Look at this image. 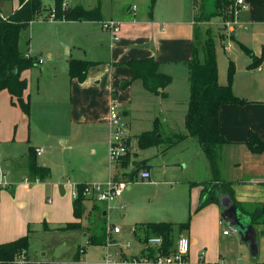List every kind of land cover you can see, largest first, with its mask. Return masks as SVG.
<instances>
[{"label":"rangeland","instance_id":"rangeland-1","mask_svg":"<svg viewBox=\"0 0 264 264\" xmlns=\"http://www.w3.org/2000/svg\"><path fill=\"white\" fill-rule=\"evenodd\" d=\"M78 1L85 10L94 9L99 2L101 21L119 24L117 40L102 28V22L37 19L22 34L21 51H26V40L30 41L28 55L32 65L21 74L28 83L24 99H28L30 109L26 115L19 105L11 104L6 93L0 94V244L25 236L30 230L28 262L73 264L78 254L83 264H104L114 258L145 256L143 252L155 249L144 237L145 225L170 223L174 247L181 237L196 241H190V264H197L200 254L211 264H251L248 246L240 241L238 233L231 232L220 213L214 215L209 205L199 209L200 189L190 188L194 181L213 177L197 139H187L185 128L190 94L186 64L191 59L192 21L199 0L195 7L193 0H155L153 5L151 0ZM43 4L51 10L53 0H43ZM17 5L18 0H0V13L9 16ZM237 11L228 20H211L222 85L227 82V60H232L228 54L234 42L231 34L241 18ZM227 21L234 23L233 30L222 26ZM99 41L104 46L95 55L78 46ZM66 48L74 59L97 60L83 83L71 82L61 74ZM149 58L159 62V71L171 78L165 98L149 93L140 82L124 87L130 79L122 64ZM38 61L42 64L38 65ZM112 104L118 105L117 112L127 124L126 166L110 160L107 118ZM126 106L131 112L129 118L122 114ZM156 119L160 120L156 125L162 143L139 148L136 138L152 132ZM225 140L228 143L216 151L217 177L236 185L252 164L253 153L245 143ZM30 147L43 150L36 161L50 170V178L32 181L20 168ZM15 162L19 166L12 169ZM147 167L151 179L141 181L137 174ZM116 181L125 184L120 198L107 202L86 200L82 228L57 230L74 222L72 193L78 182L104 188ZM93 202L97 213L92 211ZM187 222L189 229L181 231L179 225ZM92 223L97 225V231L105 224L107 245H88L84 235L88 227L96 228ZM113 228L118 229V234L111 231ZM225 231L229 236L223 235ZM257 241L256 259L262 262L264 245Z\"/></svg>","mask_w":264,"mask_h":264},{"label":"trees","instance_id":"trees-1","mask_svg":"<svg viewBox=\"0 0 264 264\" xmlns=\"http://www.w3.org/2000/svg\"><path fill=\"white\" fill-rule=\"evenodd\" d=\"M197 0H193V6H197ZM155 0H151L153 5ZM100 3L92 9L85 10L80 4L74 7L65 5V0H53L51 10L45 8L43 0H18L17 9L7 18L0 17V92L7 91L12 105H19L22 111L29 115V102L24 99L27 90V80L21 77L23 71L31 67L29 53V39L26 40V51H21L20 38L23 33L28 32L34 20H54L56 22H100ZM235 13L234 0H199L198 8L193 17V46L192 56L186 64L189 82L188 109L185 117V128L188 138L197 139L202 152L210 163L213 177L210 180L194 181L191 187H199V209L210 204L219 206L222 197H229L236 204L240 212L248 216L253 226L264 227V203L250 207L237 204L233 199L232 183L217 177L215 164L216 151L228 142L219 132V109L225 105L243 106L246 102L236 97L232 92V82L235 67L232 61H228L226 70V85L218 83V70L216 59V45L210 22L213 18L228 20ZM250 58L253 54L250 50L243 48ZM95 65L93 61L69 59L67 61V73L69 79H76L83 83L89 68ZM130 71V80L124 84L128 87L134 82H140L149 93L156 94L162 98L166 97L164 92L171 83V78L159 71V62L152 58L144 60H130L122 64ZM256 65V62L252 66ZM186 137V138H187ZM139 148H147L162 143L163 138L158 132L157 125L152 132H145L137 138ZM129 145V140L127 141ZM253 154L264 152V142L255 132L250 131L245 142ZM26 169L28 178L32 181H42L50 178L51 172L48 168L39 165L36 161L34 149L29 148ZM119 163L128 165L127 154ZM85 183L76 184V191L81 192ZM85 198L79 196L72 202V214L74 222L66 223L57 230L79 231L81 220L84 218ZM92 211L98 212L94 202ZM89 219V216H87ZM190 221V219H189ZM95 229L87 228V243L92 246H105L109 241L106 237L107 228L105 224L99 227L92 223ZM146 226L145 239L160 237L162 245L143 255L155 257L158 254L168 255L173 251V225L170 223H148ZM180 230H188L189 222L180 224ZM101 229V231H100ZM14 241L0 244V264H16L17 257H23L24 264H33L26 260L29 248L28 233ZM141 240V239H140ZM145 240V241H146ZM137 257V256H133ZM73 264H83L79 261L78 254L75 255ZM251 264H264L256 258Z\"/></svg>","mask_w":264,"mask_h":264},{"label":"crops","instance_id":"crops-1","mask_svg":"<svg viewBox=\"0 0 264 264\" xmlns=\"http://www.w3.org/2000/svg\"><path fill=\"white\" fill-rule=\"evenodd\" d=\"M243 1L245 4L244 8H242L241 11L240 8L238 9L239 14L241 13V18L237 26V29L235 28V30H233L234 27L231 28L233 31L231 30L232 34L230 40L234 42H231L232 44L228 48V54L232 60L228 59L227 64L228 61H232L235 67V73L232 82V92L236 97H238L241 100H244L246 103L243 106L225 105L220 107L219 109L220 134L230 142L239 141V144H244L246 142L250 131L255 132L258 135V137L264 142V0H243ZM70 2L81 5V3L78 0H70ZM71 3L65 0L66 6L71 7V5H69ZM9 16H4L0 13V17L3 18H7ZM101 20H102V15H101ZM59 23H69V22H59ZM85 23L99 24L98 22H85ZM133 24H137V22ZM210 26H211V22H210ZM192 27H193V21H192ZM161 31L164 32V29H161ZM226 42L228 41H225V43ZM78 46L79 48L84 49L86 52H89L90 55H95L99 50H101V48L104 45L99 41L94 44H88V45L87 44L82 45L80 43L78 44ZM148 48H149L148 46H145V49ZM243 48L250 50L254 57L250 58L249 56H247ZM66 55H67L66 58L63 59L62 61L63 66H62L61 74H64L68 77L67 61L71 58L74 59V57L72 56V53L70 52V50H68V48H66ZM138 56H143V55L139 54ZM48 58L51 57L48 56ZM89 61H93L95 62V64L97 63V60H95L94 57L91 58ZM39 62L40 61L37 62L38 65H41L42 62L40 64ZM254 62H256V65L252 66ZM110 67L114 69L112 64ZM127 70L130 79V71L128 68ZM226 70H227V66H226ZM88 72H87V76H88ZM219 76H220V71H219ZM69 80L72 82L75 81L76 79H72V80L69 79ZM218 81H219L218 83L220 84L221 83L220 78L218 79ZM220 85H222V83ZM3 93H6L10 97L7 91L4 90L0 92V94ZM26 93L27 90L25 94ZM115 99L116 96H114V100ZM124 109H125L124 112L122 111L124 118H129L128 116L129 115L131 116L129 107L126 106ZM83 118H85L84 115ZM71 122L75 123L73 122V120H71ZM159 122L160 120L158 119L155 120V124ZM109 135H110V129H109ZM250 155H251L250 162L252 164H250V167L244 172V175L241 177V179H239V182L236 185L232 183V193H233L234 201L239 205H243L247 207L264 203V152L262 154H250ZM17 166H19L17 162L13 163L12 169L15 167L17 168ZM20 168L25 169V171L28 174V171L26 169V161L22 162ZM147 170L150 172L148 167ZM77 184H80V182H78ZM209 206L212 207V212L214 215L221 212V209L217 204H210ZM254 229L256 231L260 245L262 244L264 245V227L254 226ZM45 230L49 231L48 229ZM84 236L86 237V241H87V233ZM190 241L191 243L196 242L195 240H190ZM27 255H28V251H27ZM187 262L188 264H190L188 260V256H187Z\"/></svg>","mask_w":264,"mask_h":264},{"label":"built area","instance_id":"built-area-1","mask_svg":"<svg viewBox=\"0 0 264 264\" xmlns=\"http://www.w3.org/2000/svg\"><path fill=\"white\" fill-rule=\"evenodd\" d=\"M235 13L239 8H244L245 4L243 0H234ZM135 8H133V11ZM234 13V14H235ZM233 22H222V26L229 29L233 28ZM102 28L109 31L112 34V39L117 40V33L119 31V24L113 20L104 21L101 23ZM226 35V34H224ZM41 61L39 62V64ZM107 123L110 129V160L111 162H119V160L127 154L129 145L127 141L129 139L127 132V124H125L117 112V106L112 104L107 118ZM36 156H40L43 150L40 148H34ZM138 179L141 181H148L151 179L150 172L148 170H141L137 174ZM125 190V184L123 182H109L104 188L96 185L84 184L81 192L75 190L72 193L73 199L82 196L85 200L95 202H107L110 200L118 199L122 196ZM111 231L114 234H118V229L113 228ZM230 231L236 233V231L230 228ZM224 236L229 235V232L225 231ZM147 244L154 248H159L162 245V239L160 237H150L147 240ZM190 241L187 238L181 237L173 251L168 255L158 254L155 257L141 256V257H129L127 259L114 258L113 260H107L104 264H188L187 256L189 254ZM16 264H24L23 257H17ZM197 264H211L205 259L204 254H200L197 259ZM218 264V263H213Z\"/></svg>","mask_w":264,"mask_h":264},{"label":"water","instance_id":"water-1","mask_svg":"<svg viewBox=\"0 0 264 264\" xmlns=\"http://www.w3.org/2000/svg\"><path fill=\"white\" fill-rule=\"evenodd\" d=\"M219 207L221 209L220 218L238 233L240 241L248 246L251 259L257 257V234L248 216L242 214L232 200L224 196L221 198Z\"/></svg>","mask_w":264,"mask_h":264}]
</instances>
